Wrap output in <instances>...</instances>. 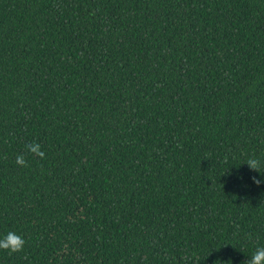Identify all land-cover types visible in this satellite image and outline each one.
Returning a JSON list of instances; mask_svg holds the SVG:
<instances>
[{
    "label": "trees",
    "instance_id": "1",
    "mask_svg": "<svg viewBox=\"0 0 264 264\" xmlns=\"http://www.w3.org/2000/svg\"><path fill=\"white\" fill-rule=\"evenodd\" d=\"M262 172L264 0H0V264H245Z\"/></svg>",
    "mask_w": 264,
    "mask_h": 264
},
{
    "label": "clouds",
    "instance_id": "2",
    "mask_svg": "<svg viewBox=\"0 0 264 264\" xmlns=\"http://www.w3.org/2000/svg\"><path fill=\"white\" fill-rule=\"evenodd\" d=\"M28 152L40 158L45 157L44 151H42L41 145L38 142L28 143L26 145ZM16 163L20 166L27 167V160L24 154L17 155ZM251 170L260 171L261 161L257 158H250L246 161ZM261 172V171H260ZM264 173V172H262ZM254 183L259 185L262 183L260 179L255 176L252 177ZM25 245L24 238L12 231H9L3 238H0V249L8 250L10 253H16L23 250ZM245 264H264V246L257 247L250 259H248Z\"/></svg>",
    "mask_w": 264,
    "mask_h": 264
}]
</instances>
